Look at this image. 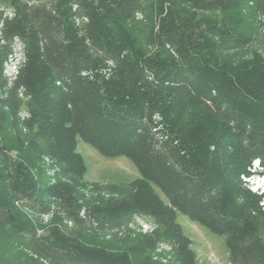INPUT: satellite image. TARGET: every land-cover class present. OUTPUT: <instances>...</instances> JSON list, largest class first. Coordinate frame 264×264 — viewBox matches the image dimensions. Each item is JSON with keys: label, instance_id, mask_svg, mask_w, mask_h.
<instances>
[{"label": "trees", "instance_id": "trees-1", "mask_svg": "<svg viewBox=\"0 0 264 264\" xmlns=\"http://www.w3.org/2000/svg\"><path fill=\"white\" fill-rule=\"evenodd\" d=\"M74 1L57 0L52 13L20 0H0V7L16 11L4 38L18 36L27 58L13 90L0 96V264H155L151 254L161 243L176 248L177 258L169 264H195L190 240L176 221L179 213L224 236L236 264H264V244L250 220L251 210L264 216L261 197L240 182L253 159L264 169V57L222 61L223 50L241 47L244 40L226 23L198 18L174 0L148 3L151 40L159 54L148 55L125 25L147 0L83 3L89 22L79 36ZM248 1L264 11V0L194 5L229 9ZM9 51L8 43L0 45V78ZM81 71L93 79L82 78ZM20 87L30 98L24 123L17 117ZM151 128L164 141L160 147ZM79 141L103 157H126L140 175L123 199L85 204L87 217L101 231L146 217L157 225L152 235L125 238L130 247L116 251L86 233V221L79 218L84 202L77 188L86 185ZM12 150L13 162L7 155ZM44 156L56 162L57 175L67 182L48 185L39 164ZM51 203L62 208L74 229L65 234L60 221L38 237L19 209L46 214Z\"/></svg>", "mask_w": 264, "mask_h": 264}, {"label": "rangeland", "instance_id": "rangeland-1", "mask_svg": "<svg viewBox=\"0 0 264 264\" xmlns=\"http://www.w3.org/2000/svg\"><path fill=\"white\" fill-rule=\"evenodd\" d=\"M20 1L27 4L28 7H44L53 13L52 6L56 5L57 0ZM99 1L100 0H78L76 15L79 20H87V22H89L88 16L83 12V3L93 2V4H96ZM174 1L178 8L194 13L198 18H210L220 23H226L230 26L229 28H231V30L244 40L241 47L223 50L220 53L222 61L240 64L252 60L255 56L264 57V11L261 5L257 4L255 1H248L239 8H215L211 10L196 9L194 3L197 0ZM203 1L209 2L211 0ZM149 2L150 0L143 2L141 4L143 10L135 12L133 17L125 22V25L131 37L140 48L148 55H156L160 53V48L151 40ZM15 17L16 11L14 8L0 7V45H6V43H8L10 50L1 67L0 79L3 81L4 87L0 90V96L3 98L15 87L20 72L27 62L25 44L23 41L18 36L13 37L10 42H7L4 38L6 22L13 20ZM87 22L86 24H88ZM75 28L77 30L79 29L77 27ZM78 33L79 36L83 35L81 29L78 30ZM166 50L168 49L166 48ZM10 53L11 57H9ZM16 93L18 99L22 102L17 117L21 123H24L30 118V114L26 108V104L30 98L25 94V89L23 87H20ZM157 132H153L151 128V133L155 137L156 146L160 147L164 141ZM23 133H26L24 128ZM76 152L79 153L85 164V174L82 182L86 185L84 187H78L77 190L82 198L80 202H84L79 211V218L86 221L85 228L88 230L86 233L89 235L96 234L105 244H113L116 251L130 247V242L123 241L125 238H130L129 241H131L138 235H152L157 229V225L154 221L146 217L134 216L133 222L131 221L127 226L104 231L99 230L95 222L87 217V206L85 204L98 205L103 200L123 199L125 195L130 192L129 185L138 179L140 175L137 167L126 157H103L93 148L80 141L77 143ZM7 155L11 162L15 161L17 158V152L15 150L7 152ZM259 161L258 158L251 161L249 168H247L249 175L240 177V182L242 189H247L250 193H255L257 197H261L258 206L260 208V213L264 214V207L262 206L264 202V169L261 167ZM39 164L42 166L45 180L48 185L53 184L55 180L67 182L65 176L57 175V173L60 172L59 166L51 157H42ZM154 189L163 201L169 203L168 197L164 195L161 190L157 187H154ZM19 210L34 224L38 237L47 235L51 227L58 228L61 226L59 225L60 221L64 224L62 230L65 234H68L74 229V224H68L66 217H64V212L58 204L51 203L49 211L46 214L40 215L36 214L28 207ZM137 218L141 219L146 225L144 224L141 226L138 221H135ZM250 218L255 224L254 230L257 232V239L264 244V216L260 215L255 210H251ZM176 221L181 226L184 235L190 240L189 248L194 253L195 264H236L230 256L229 248L226 244L227 239L224 236L214 235L202 224L180 213L177 214ZM176 253L177 251L174 246L161 243L157 245L151 254V260L155 264H169L177 258Z\"/></svg>", "mask_w": 264, "mask_h": 264}, {"label": "built area", "instance_id": "built-area-1", "mask_svg": "<svg viewBox=\"0 0 264 264\" xmlns=\"http://www.w3.org/2000/svg\"><path fill=\"white\" fill-rule=\"evenodd\" d=\"M77 1L78 0H75L74 1V3L72 4V12H73V14H74V17H73V24H74V26L75 27H77V28H79V30L82 28V26L84 25V24H86V22H87V20H79V18L77 17V15H76V11L78 10V4H77ZM84 21V22H83ZM13 50H14V48H13ZM9 57H11V53L9 54ZM109 64H111L112 66H113V63L112 62H110ZM103 75L104 76H107L108 74H107V72L106 71H104L103 72ZM80 76L82 77V78H86V79H89V80H92L93 79V74L92 73H90V72H88V71H81L80 72ZM57 85H59V83H57ZM153 130V132H157V129L156 128H153L152 129ZM262 206L264 207V202H263V204H262ZM139 218H137V220H135V221H138L139 223H140V225L142 226V225H144L145 223L144 222H142V220L141 219H139ZM133 222V221H132ZM69 225H70V223H68ZM132 224V223H131ZM130 224V225H131ZM146 225V224H145Z\"/></svg>", "mask_w": 264, "mask_h": 264}]
</instances>
